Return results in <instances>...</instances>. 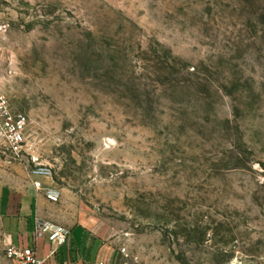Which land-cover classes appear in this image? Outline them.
<instances>
[{"label":"rangeland","instance_id":"374dc122","mask_svg":"<svg viewBox=\"0 0 264 264\" xmlns=\"http://www.w3.org/2000/svg\"><path fill=\"white\" fill-rule=\"evenodd\" d=\"M0 20L29 121L0 184L51 171L50 223L120 264H264V0H0Z\"/></svg>","mask_w":264,"mask_h":264},{"label":"crops","instance_id":"0c3cea01","mask_svg":"<svg viewBox=\"0 0 264 264\" xmlns=\"http://www.w3.org/2000/svg\"><path fill=\"white\" fill-rule=\"evenodd\" d=\"M56 204L50 203L42 191H37L32 181L16 178L0 184V230L4 248L38 249L44 264H120L114 253L106 250L84 228L70 230L67 243L53 246L48 238L36 241L38 222L61 220L53 214ZM0 264H17L0 256Z\"/></svg>","mask_w":264,"mask_h":264},{"label":"built area","instance_id":"2783aa9c","mask_svg":"<svg viewBox=\"0 0 264 264\" xmlns=\"http://www.w3.org/2000/svg\"><path fill=\"white\" fill-rule=\"evenodd\" d=\"M7 32V25L0 20V57L4 45V37ZM29 127V121L24 114L13 113L9 100L0 86V143L15 160H18L25 151L26 137ZM34 178V187L37 191L45 193L46 199L52 204H58L61 201V192L52 186L46 187L44 182L52 180L51 171L44 168H37L31 173ZM70 231L60 225L50 222H38L35 230L36 241L48 238L49 242L56 247H61L67 243ZM125 254L126 250L123 249ZM8 259L17 264H44L38 255V249H17L9 246L6 250Z\"/></svg>","mask_w":264,"mask_h":264}]
</instances>
